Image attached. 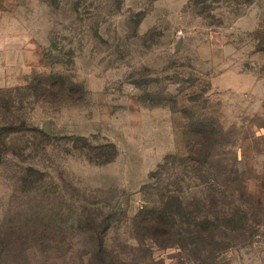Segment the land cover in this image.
<instances>
[{"label": "rangeland", "instance_id": "obj_1", "mask_svg": "<svg viewBox=\"0 0 264 264\" xmlns=\"http://www.w3.org/2000/svg\"><path fill=\"white\" fill-rule=\"evenodd\" d=\"M213 132L264 204V0H0V264H95L100 237L122 264H202L132 225ZM255 231L212 264H264Z\"/></svg>", "mask_w": 264, "mask_h": 264}, {"label": "trees", "instance_id": "obj_2", "mask_svg": "<svg viewBox=\"0 0 264 264\" xmlns=\"http://www.w3.org/2000/svg\"><path fill=\"white\" fill-rule=\"evenodd\" d=\"M220 135L222 132L200 135L185 157H167L158 167L160 177L172 167L173 181L156 187L161 189L155 195L157 205L147 201L134 218L132 226L140 241L143 238L160 248L196 251L195 259L212 264L231 244L247 241L256 228L264 229V204L246 192V170L239 168L240 161L234 157L226 160L227 155L219 151ZM8 244L10 241L0 237V258L12 250L8 252ZM91 253L95 264H122L104 238L96 240Z\"/></svg>", "mask_w": 264, "mask_h": 264}]
</instances>
